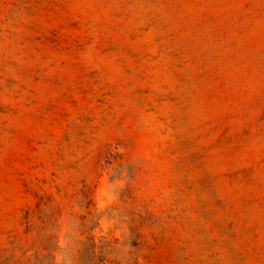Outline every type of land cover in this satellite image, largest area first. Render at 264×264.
I'll return each mask as SVG.
<instances>
[{
    "label": "rangeland",
    "instance_id": "obj_1",
    "mask_svg": "<svg viewBox=\"0 0 264 264\" xmlns=\"http://www.w3.org/2000/svg\"><path fill=\"white\" fill-rule=\"evenodd\" d=\"M0 264H264V0H0Z\"/></svg>",
    "mask_w": 264,
    "mask_h": 264
}]
</instances>
